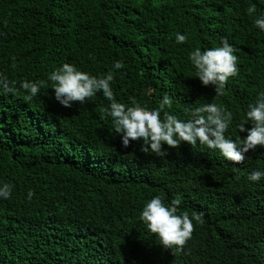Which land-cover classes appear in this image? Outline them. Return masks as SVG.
<instances>
[{"label":"trees","instance_id":"16d2710c","mask_svg":"<svg viewBox=\"0 0 264 264\" xmlns=\"http://www.w3.org/2000/svg\"><path fill=\"white\" fill-rule=\"evenodd\" d=\"M260 16L264 0H0V77L10 89L0 87V184L12 186L0 199V264H264V179H248L264 171V147L239 164L199 142L163 159L142 142L123 149L102 93L68 109L48 80L63 63L111 70L117 102L151 110L167 94L164 111L182 120L216 103L232 114L226 137L244 138L238 125L251 127L248 106L264 91ZM224 39L239 73L216 96L189 54ZM25 80L42 82L31 99ZM156 195L201 215L183 248L163 247L140 220Z\"/></svg>","mask_w":264,"mask_h":264},{"label":"clouds","instance_id":"9594fccd","mask_svg":"<svg viewBox=\"0 0 264 264\" xmlns=\"http://www.w3.org/2000/svg\"><path fill=\"white\" fill-rule=\"evenodd\" d=\"M248 11L254 13L256 9L252 7ZM255 25L264 31V16L257 18ZM175 39L182 44L186 42L187 35L177 33ZM235 51V47L224 39L219 47L203 51L196 48L189 54V60L195 68V77L199 78L203 86H214L216 96L224 95L228 80L239 73ZM122 67L123 63L119 60L113 65L117 70ZM113 79L111 70L107 75L96 76L70 63H63L48 77L53 83L55 101L64 108L71 109L77 102L83 104L97 93H102L111 102L105 112L112 118L123 149H128L133 142H142L141 152H151L163 159L168 156L169 148H177L183 142L192 146L199 142L210 149L219 150L227 161L239 164L245 160V154L250 150H255L258 145L264 147V91L258 93L257 101L248 106L246 117L251 122V127L246 128L243 123L238 125L239 132L246 133V136L234 140L225 135L232 123V114L222 106L216 103L205 104L193 109L190 119L182 120L164 111L165 107L170 108L173 103L167 94L163 96L160 106L151 110L135 100L131 102V106L117 102L111 86ZM41 85L42 82L28 80L21 83V87L28 93V99L40 92ZM0 87L10 90L7 83L3 82V77H0ZM248 179L258 182L264 179V171H252ZM11 192V185L0 184V199L10 198ZM33 195L30 190L28 198ZM179 204V199L165 203L162 196L156 195L140 212V220L151 233L158 236L160 245L165 248H183L192 237L193 221H201L199 214L190 216L187 212L178 213Z\"/></svg>","mask_w":264,"mask_h":264}]
</instances>
